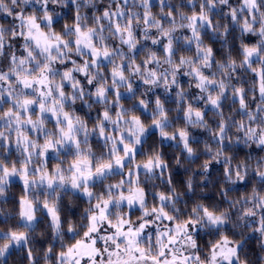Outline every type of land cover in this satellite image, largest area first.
<instances>
[{
  "label": "snow or ice",
  "instance_id": "1",
  "mask_svg": "<svg viewBox=\"0 0 264 264\" xmlns=\"http://www.w3.org/2000/svg\"><path fill=\"white\" fill-rule=\"evenodd\" d=\"M0 15V264L264 251V0H0Z\"/></svg>",
  "mask_w": 264,
  "mask_h": 264
},
{
  "label": "trees",
  "instance_id": "2",
  "mask_svg": "<svg viewBox=\"0 0 264 264\" xmlns=\"http://www.w3.org/2000/svg\"><path fill=\"white\" fill-rule=\"evenodd\" d=\"M155 2H157V0H154V3ZM129 3L131 4V0H129ZM153 11L157 12L158 8H155ZM10 23H12V17L0 15V24H5L6 26H8ZM216 47H217V50H219V42H217ZM181 81H182V83L185 84V86H187V79L186 78L181 77ZM159 91L160 90H158V92ZM193 132H194V135H199V136H201V138L204 137V133H201L198 130H193ZM201 148H202V145H201ZM244 151H246V150H244ZM164 153H165L166 158L169 160H171L172 157L175 155V153L172 152V150L168 147L164 148ZM241 155H243V152H241ZM185 167H189V165H185ZM192 167H195V166H192ZM174 178L179 180V181H183L186 178L184 169L176 168L175 172H174ZM217 190H218V188L213 189V188L209 187L207 195L202 196L201 199H203L204 201L218 200L219 197H217L215 194ZM13 192H16V189H13ZM236 195H237L236 193H233V197H236ZM66 203H67V201H66ZM8 207H10V205ZM82 207H83V205L79 204L77 207H74L71 209V213L78 215L79 211L82 209ZM207 242H208V237L205 236L204 239L201 241V244L203 245V244H206ZM41 244H42V241L40 239H37V245L39 246ZM249 248L251 249V252L249 254H252V253L258 254L255 239L251 240ZM20 255H21V253L17 252L15 256H13L9 259L8 264H16V261L18 260Z\"/></svg>",
  "mask_w": 264,
  "mask_h": 264
},
{
  "label": "clouds",
  "instance_id": "3",
  "mask_svg": "<svg viewBox=\"0 0 264 264\" xmlns=\"http://www.w3.org/2000/svg\"><path fill=\"white\" fill-rule=\"evenodd\" d=\"M93 3H101L103 2V0H92ZM166 3L172 6H177L181 4V0H166ZM9 7H11V4L9 3ZM138 11H142L140 9H137ZM63 15V13H62ZM153 16L155 18H159L161 16V10L158 9L157 12H153ZM0 28L3 29H7L8 26H6L5 24H0ZM202 150V148H201ZM245 150L247 151L248 149L245 148ZM185 167V166H184ZM187 168V167H185ZM232 199H236V197H232ZM233 221L235 222V217H233ZM40 238V233H37V239ZM18 251V250H17ZM258 254L256 253H252V254H248L244 264H264V251H261L260 248H257ZM16 264H19V260L16 261Z\"/></svg>",
  "mask_w": 264,
  "mask_h": 264
}]
</instances>
